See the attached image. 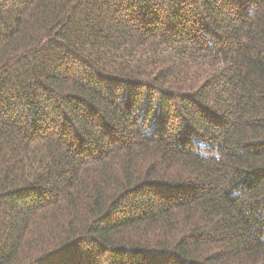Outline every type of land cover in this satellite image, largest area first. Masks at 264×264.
<instances>
[{"label": "trees", "instance_id": "16d2710c", "mask_svg": "<svg viewBox=\"0 0 264 264\" xmlns=\"http://www.w3.org/2000/svg\"><path fill=\"white\" fill-rule=\"evenodd\" d=\"M0 264H264V0H0Z\"/></svg>", "mask_w": 264, "mask_h": 264}]
</instances>
